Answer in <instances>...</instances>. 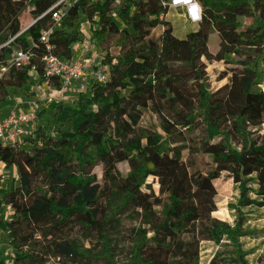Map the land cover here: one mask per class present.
Returning <instances> with one entry per match:
<instances>
[{"label": "trees", "instance_id": "obj_1", "mask_svg": "<svg viewBox=\"0 0 264 264\" xmlns=\"http://www.w3.org/2000/svg\"><path fill=\"white\" fill-rule=\"evenodd\" d=\"M7 1L0 0V66L14 46L29 50L30 63L10 65L3 74L0 108L11 86L27 85L30 66L41 71L43 46L30 47L27 39L37 34L27 32L50 24L48 15L39 17L58 0ZM199 2L203 19L184 38L173 35L168 21L152 18L161 13L159 0H79L68 8L48 42L58 56L70 59L81 40V18L96 17L99 63L107 67L109 79L91 81L87 92L79 94L75 114L84 117L72 135L51 139L38 127L35 139L43 148L26 152L0 147V162L15 169L19 182L10 183L0 195L13 211L9 221L0 220V231L14 251L11 262L0 255V264H46L51 255L71 256L73 264H82L87 252L80 253L67 234L93 226L104 203L112 209L106 225L115 224L118 213L130 206L123 199L112 208L107 191L112 198L135 195L142 213L144 228L136 236L130 264H153L139 255L150 248L165 250L168 264H200V241H226L232 249L228 258L218 254L206 264H264L248 262L239 243L246 235L239 212L246 204L243 198L253 185L264 190V135L254 137L252 131L262 123L264 98L249 91L264 81V24L257 19L258 12L264 13V0ZM24 10L36 23L20 33ZM244 18L251 19L250 26L242 27ZM213 33L219 49L211 55L207 39ZM211 61L227 65L217 80L224 83L214 89L203 70ZM49 83L60 87L55 80ZM178 97L204 101L202 108L184 112L186 124L176 118L183 112ZM142 132L163 149L151 150ZM234 134L245 136L241 146L234 143ZM79 139L87 140L93 153L80 148ZM143 157L152 165L154 181L136 166V159ZM96 165H101L107 186L87 174V168ZM221 173L234 181L240 195L232 221L213 215L219 198L202 187ZM100 240L103 257L112 260L108 237L102 233ZM100 255L89 259L103 258Z\"/></svg>", "mask_w": 264, "mask_h": 264}, {"label": "rangeland", "instance_id": "obj_2", "mask_svg": "<svg viewBox=\"0 0 264 264\" xmlns=\"http://www.w3.org/2000/svg\"><path fill=\"white\" fill-rule=\"evenodd\" d=\"M10 0L7 1V4ZM164 21H168L172 26L173 35L178 38H184L188 33L197 29L196 25H189L185 20L178 16L175 11H169L165 17ZM257 19L264 24V13L258 12ZM242 21V27H248L251 24V19L244 18ZM28 23V22H27ZM25 26V25H24ZM39 29H33L27 32L29 36H35ZM82 48L85 50L81 52L80 45L73 47V55L77 59H86L84 68L91 74L97 67L98 63L101 62L102 57L98 55L96 46L94 43L82 41ZM17 50V47L11 48V53L5 55L6 60L11 59L13 52ZM211 55L212 48L209 49ZM113 52L114 50H110ZM232 56H228L227 59H231ZM227 68V65L222 62L211 61L206 64L203 68L204 75L210 83L212 89L221 86L224 83V79L217 81L222 75V71ZM43 79L34 80L29 86H19L13 85L10 87V91L17 95L23 101L22 107H34L35 108V121L33 123L34 129L38 127L42 131L48 134L51 139H59L61 137H67L72 135L73 129L79 126L83 121V115H76L77 111V101L79 92L80 81H75L64 91V95L61 97L60 101H55L52 103H47L41 100L45 94H50V90L46 87ZM42 82V83H41ZM40 85V89L37 91H32L31 87ZM37 89V88H36ZM250 93L256 94L264 98V81L256 86L250 88ZM178 103L183 109V112L179 114L176 118L178 121L185 123L184 112L188 111L192 106L202 108L204 106V101L196 99L194 101H189L183 97L177 98ZM94 109V108H92ZM184 129V128H183ZM248 130V129H247ZM253 136L264 135V113L262 123L252 129ZM249 132L250 129H249ZM244 136V135H243ZM242 134H234V143L241 146L245 142V136ZM142 137L145 143L153 151H160L163 147L160 144L155 143L152 138H150L146 133L142 132ZM259 143V141H258ZM80 148L93 153L89 148L88 141L85 139H79ZM49 154H51L49 152ZM136 166L142 172L147 173L148 179L154 181V175L152 173V165L149 161L143 157L136 159ZM87 174H95L99 178L102 186H107L105 183L106 177L104 176L101 165H96L87 168ZM12 183L17 186L18 175L13 168L8 169L0 162V195L6 187ZM202 187L213 194L217 195L219 198L217 210L213 212L216 218L223 221H232L237 214L236 209H238V196L237 185L231 178H227L225 173H221L216 179L204 181ZM144 192H148L144 187H142ZM153 195H157L156 185L153 186ZM114 196V195H113ZM105 197L108 199V203L111 202V207L120 205L123 199H126L130 206L119 212L115 224L106 225L104 223L105 218L110 216L112 209L108 204H103L99 209V214L95 219V224L88 229L75 228L70 234H67L66 238L69 243L76 246L80 253L87 252V256L82 264H130V255L132 250L136 248L137 241L136 236L138 235L140 229L144 228L142 213L136 209L135 195L131 193H125L121 195H115L112 198L109 191L106 192ZM245 205L239 207L241 217L243 219V231L246 233L245 236L239 238V243L241 249L245 254V259L250 263H260L264 262V190L259 189L257 186L253 185L250 192L244 196ZM249 202V203H248ZM113 208V207H112ZM0 207V220L9 221L13 217V211L11 209H5ZM147 220L151 222L150 217ZM104 234L108 237L110 243V253L111 259L108 261L103 257L104 251H102V245L100 240V235ZM232 249L226 241H221L218 244L212 242L200 241L198 249V258L200 264H206L213 256L222 254L224 257L228 258L231 255ZM100 253L103 258L97 260L91 258L95 254ZM0 255L5 262H11L14 256V251L11 249L9 238L6 233L0 231ZM139 255L146 259L151 260L153 264H168V254L165 250L150 248L142 249L139 251ZM90 258V259H89ZM46 264H73L72 257H61L58 258L57 255H51L50 260Z\"/></svg>", "mask_w": 264, "mask_h": 264}, {"label": "built area", "instance_id": "obj_3", "mask_svg": "<svg viewBox=\"0 0 264 264\" xmlns=\"http://www.w3.org/2000/svg\"><path fill=\"white\" fill-rule=\"evenodd\" d=\"M78 1L79 0L56 1L39 17L42 18L48 15L50 24L39 28L35 38L30 37L27 39L30 47L38 48L39 44H42L43 51L41 55L42 69L38 72L34 65L30 66L28 72L29 82L26 86L32 84V81L34 82L35 79H43L42 81L45 82L46 87L51 91L50 94H45L41 99L47 103L60 101L61 97L64 95V91L75 81L81 82L79 92L85 93L91 81L104 83L109 79V72L106 66H101L100 63H98V67L91 74H88L83 65L87 62L86 59L80 60L74 55L70 59H64L58 56L56 48L48 42L52 32L61 26L63 17L68 8L75 5ZM223 1L229 3L232 0ZM159 5L161 13L158 16L152 17L159 21H164V17L169 11H175L177 15L181 16L189 25L198 26L204 16V9L199 0H159ZM110 15L115 16L116 12L110 11ZM96 20V17H93L92 20L81 18V40L74 46L80 45V48H82V41L85 43L86 41L92 42L96 46L97 53L100 56L97 41L94 36ZM35 23L36 20H31L26 23L20 33L33 27ZM19 34L12 37L4 45L8 46ZM84 51L85 50L82 48V52ZM29 63V50L26 52L21 49L15 50L11 55V59L6 60V64L0 66V80L10 65L24 67L29 65ZM49 80L57 81L60 87L55 88L49 83ZM31 89L32 91H38L40 85L32 86ZM6 101L4 107L0 108V147L16 148L26 152H30L33 147L43 148V142L40 139H35L36 129L33 127V123L36 119L35 108L22 107L23 101L11 92L10 89ZM0 207L11 209L2 202L1 197Z\"/></svg>", "mask_w": 264, "mask_h": 264}, {"label": "crops", "instance_id": "obj_4", "mask_svg": "<svg viewBox=\"0 0 264 264\" xmlns=\"http://www.w3.org/2000/svg\"><path fill=\"white\" fill-rule=\"evenodd\" d=\"M207 47L209 49L212 48V52L214 54L218 51V49H219V39H218V36L215 33L210 34L208 36V39H207ZM79 50L82 52V48H80Z\"/></svg>", "mask_w": 264, "mask_h": 264}, {"label": "bare ground", "instance_id": "obj_5", "mask_svg": "<svg viewBox=\"0 0 264 264\" xmlns=\"http://www.w3.org/2000/svg\"><path fill=\"white\" fill-rule=\"evenodd\" d=\"M19 20L22 26H24L27 22L31 21L30 16L28 15L27 11L24 10L20 15H19Z\"/></svg>", "mask_w": 264, "mask_h": 264}]
</instances>
